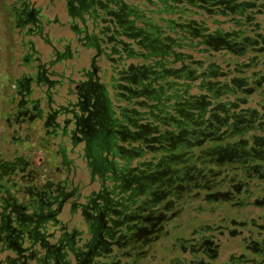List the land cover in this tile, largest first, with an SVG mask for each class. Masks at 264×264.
I'll list each match as a JSON object with an SVG mask.
<instances>
[{
    "label": "trees",
    "instance_id": "1",
    "mask_svg": "<svg viewBox=\"0 0 264 264\" xmlns=\"http://www.w3.org/2000/svg\"><path fill=\"white\" fill-rule=\"evenodd\" d=\"M110 1L112 4L108 6L112 8L106 12L101 10L97 21L91 17L95 22L94 35H101L102 54L96 61L105 65L97 66L96 70L100 75V68L110 70L112 103L109 100V108L116 124L114 128L119 130L124 126L135 136L126 139L116 136L114 141L133 149L142 140L138 134L152 139L151 149L125 159L116 155L117 163L127 168L152 163L154 169L157 168L153 164H157L158 169L180 171L176 176L181 178L187 169L213 168L224 170L228 174L226 179L248 181L249 186L253 185L251 182H264L250 169V165L258 162L257 157H248L247 171L242 163L218 161L219 156L214 152L241 137L264 138V123L260 126L257 120L244 132L234 128L237 120L234 115L242 109L260 110L264 106V44L257 39L264 28V0ZM260 8L263 13L256 14ZM111 12L118 15L119 23L113 16L110 23L108 13ZM256 16H263V20L257 21ZM107 36L112 40L108 41ZM156 138L162 147H157ZM189 174L194 175L193 171ZM105 176H110V172ZM221 177L223 174L212 188L202 182L194 187L185 179L189 190L172 209L178 210L188 200H200L208 206L223 204V200L203 201L210 191L226 190L228 183ZM102 184L107 195L112 193V176ZM70 191L68 201H73V185ZM233 195L242 202L241 208L255 197L252 188L241 194L234 191ZM113 196L115 200L120 198ZM3 203H0V213H7ZM127 203L126 210L120 205L122 214L142 205L140 201L136 205ZM109 207L112 209V205ZM145 212L148 210H141L139 214ZM109 226H112L110 222ZM79 230L74 227L68 233L72 236ZM34 251L38 262L33 260L31 264H38L44 258ZM9 255L13 256L12 250L1 251L0 262L6 263Z\"/></svg>",
    "mask_w": 264,
    "mask_h": 264
},
{
    "label": "flooded vegetation",
    "instance_id": "2",
    "mask_svg": "<svg viewBox=\"0 0 264 264\" xmlns=\"http://www.w3.org/2000/svg\"><path fill=\"white\" fill-rule=\"evenodd\" d=\"M79 3L82 8L85 7L86 13L92 18H96L99 15L98 13H102L101 10L105 11L112 8V6H108L109 4H103L98 0H81ZM258 11L256 14L263 13L262 8ZM14 21L18 26H27L26 32L28 34L40 35L41 26L35 17V12L28 9L27 6H22L19 11L15 10ZM263 30L257 35V39L264 44ZM100 36H95L93 33L92 36L85 37L86 42L84 43L93 45L95 48L96 57L92 59L93 62L96 61L98 55L102 54ZM107 39L110 41L112 37L107 36ZM29 56L25 54L24 60L26 62L29 60ZM35 61L37 62L36 59ZM32 68L35 69L34 76L23 74L20 78H15L14 94L10 96L15 105L13 111L6 114V120L9 123L12 120L14 121L16 126L14 132L21 130L23 124L28 127L34 121L42 122L44 135L42 138L45 143L47 139H52L59 132V126L54 122V116L59 113V109L55 111L48 110L50 108V98L46 99L45 105H41L43 96H38V99L30 97L32 93L31 83L42 86L44 81L41 67L34 65ZM38 90L40 92V89ZM82 95H84L85 100L80 103L84 110L81 126L78 130L72 131L70 139L73 143H76L77 140L86 142V158H89L86 161V166L90 173L97 171L102 181L112 176V226H108L105 212L93 218L90 216L89 211L84 212L83 220L86 224L85 227L88 228V236L84 247L74 251V255L68 251L66 253L63 249L64 246L54 247L52 250L55 257L53 261L43 259L38 264H154L158 261L157 264H160L157 253L158 247L167 250L166 255L169 259L167 264H264V182H251L253 185L249 186L248 181H235L234 177L228 180L226 179L228 174L224 170L215 171L213 168L206 170L187 169L181 178L176 176V173H180V171L167 167L158 169L159 165L157 164H153L157 169L152 167V163L140 165L143 168L140 166L127 168L119 165L117 163L119 160L115 158L116 155L125 159L132 154H139L146 149H151L152 139L138 134L142 140L136 148L128 149L117 145L114 141L116 136L121 139L135 138V136L130 134L124 126H120L119 130L114 128L116 124L110 112L109 100L104 96L102 86L89 79L79 89L78 97ZM260 108L262 110L245 108L242 109L240 114L234 115V117L237 116L234 128L244 132L252 128L256 120L258 125L261 126L264 123V106ZM142 130H144V127H142ZM78 134L81 135L80 138H78ZM154 141L157 142V147H162L159 138ZM214 152L219 156L218 161L228 160L229 162L242 163L244 164L242 167L246 168L247 171L249 170L248 157H257L258 162L250 165V169L256 173L259 179L264 181V138H256L253 135L241 137L238 141L232 142L231 145L227 143L225 147L216 148ZM110 156L111 160L109 159ZM163 161L164 159L161 160V162ZM121 163L127 162L121 161ZM29 165V163L22 162L18 158L9 161L0 159V203H11L14 199L10 194V191H16L13 187L14 178L29 181L38 174L35 167L27 172ZM107 171L110 172V176L106 177ZM192 171L194 175L189 174ZM222 174V180L228 183L226 190L210 191L205 195L203 201L223 200V204H227L229 208H241L240 204L242 202L239 198H235L234 191L241 194L252 188L255 197L248 202L250 204L246 207L258 208V215L241 217L238 212H235L232 216L228 213H219L212 222L201 221L200 223H198L200 221L198 215H194L188 218L189 222L176 224L175 221L172 223L177 217L182 216L184 211H187L189 215L190 211L197 209L193 205V200L183 201L178 210L172 209L178 205L182 194L189 190L185 179L193 183L194 187L199 186L198 183L202 182L205 187L212 188L217 185V178ZM66 176L65 174L64 179L67 178ZM90 177H92V174ZM7 186L8 189H6ZM150 188L153 189L147 191ZM74 191H76V188L73 186V201L81 194L80 190L77 194ZM2 192L5 194H2ZM25 192L27 195L31 194L34 197L37 195V192L31 188H27ZM101 195L103 197L107 196L105 188L102 189L99 197ZM113 195L120 196L119 200H115ZM198 195L195 194V196ZM136 201L142 202V205L136 207L135 211L132 210L127 214H122L121 206L126 210L128 209L126 208L127 202L136 205ZM74 205L75 208H78L76 203ZM198 206L200 209L201 205ZM207 207L209 209L203 211L210 214H213L217 208L214 205ZM145 209L148 212L139 214L141 210ZM118 215L121 216L118 217ZM193 218H195L194 224H192ZM184 224L186 225L184 226ZM170 226L176 229L175 237L162 243V240L170 237ZM82 227L81 231L75 232L70 237L73 242L75 239L83 238L84 225ZM187 230L189 231L187 232ZM20 237V232L14 228L11 229L10 226H7L6 231L2 232L0 230V246L2 245L0 252L12 250L13 253V256L9 255L6 258V263L31 264L33 260L38 262L33 249L27 250L21 246ZM235 240L236 242H234ZM230 241L234 242L232 244L240 252H226ZM225 253L226 256L222 259ZM6 263L0 262V264Z\"/></svg>",
    "mask_w": 264,
    "mask_h": 264
},
{
    "label": "crops",
    "instance_id": "3",
    "mask_svg": "<svg viewBox=\"0 0 264 264\" xmlns=\"http://www.w3.org/2000/svg\"><path fill=\"white\" fill-rule=\"evenodd\" d=\"M79 1L81 0H67L69 20L68 25L63 28L74 33L73 40L71 37L65 39L59 37L55 44L52 43L49 45L52 54L50 59L44 61V59L39 56L36 58L37 62L35 66L41 67L44 81L42 86L31 83L30 88L32 89V93L30 97L32 99H38V96H43L41 105H45L46 99L50 98L49 111L57 110L60 104L62 105L65 103V99L75 101L78 97L79 89L83 84L88 82L89 79L96 80L97 70L95 71V68L103 64H101L99 60L95 62L92 61V59L96 57L95 49L93 45L84 43L86 42L85 37L92 35L94 28L91 16L86 13L85 7H81ZM98 1L103 4L111 2L110 0ZM61 40L64 42H62V46H58L57 44ZM77 46H80V49H76ZM26 74L34 76L35 73L28 72ZM98 75H100L99 72ZM38 89H40V92ZM41 124L42 122L39 121L31 123V125L37 128L41 127L42 129ZM21 127V130H25L27 125L23 124ZM73 127L74 126H70L69 129ZM25 134L26 135L23 136L20 141L16 142V146L13 147L11 159L18 158L22 160V162L27 163L31 161L32 165H29L27 172L31 171L34 167L38 171V167H41L45 173L40 172L51 181H55L57 177H65L66 174L68 180L76 188V191H74L75 194H77L79 190L80 193L83 194H90L91 192L97 194L102 191L103 184L99 173L97 171L90 173V170L86 166V161H88L89 158H86L85 141L77 140L76 143H73L70 136H64L57 139H47V143L41 144L39 141L40 138H42V133H38L36 137L34 136L32 139L27 135V132H25ZM80 136L81 135L78 134V138H80ZM109 159H112L111 156ZM2 160L9 161L3 158ZM79 170H85L87 178L86 184H83V179L79 177L83 175L78 174ZM91 174L92 177H90ZM85 187L87 191H84ZM66 215L65 213L60 215L59 219L63 220L62 217ZM67 218L64 217V220L66 221ZM73 228L74 227L69 226L68 230L71 232Z\"/></svg>",
    "mask_w": 264,
    "mask_h": 264
},
{
    "label": "water",
    "instance_id": "4",
    "mask_svg": "<svg viewBox=\"0 0 264 264\" xmlns=\"http://www.w3.org/2000/svg\"><path fill=\"white\" fill-rule=\"evenodd\" d=\"M112 16L119 23L118 15L112 14V12L108 13L110 23L112 24ZM103 22H106V19H103ZM94 25L95 22H93L95 31ZM100 71L101 75H98L97 72L95 81L102 86L104 96L112 103L110 70L108 67H104L100 68ZM84 100L85 97L82 95L77 97L75 101L65 99V103L60 104L58 107L59 113L54 116V122L59 126V132L54 135V139L64 136L69 137L72 135V131L78 130L84 114L80 103ZM70 126H74V129H69ZM29 164L32 165V162L30 161ZM64 178L61 176L55 181H51L40 171L29 181H21L19 178H14L13 187L16 191H10L14 199H12L11 203L4 202L2 206L3 209L7 210V213H0V230L2 232L6 231L7 226H10L11 229H16L20 232L21 246H26L24 248L27 250H36L40 254L39 257H43L46 260L55 258L52 252L54 247L64 246L65 252L67 253L68 251L73 255L74 251L84 247L88 236V228L85 227L86 224L83 220L84 212L91 211L93 217L105 212L104 215L108 219V224L110 222L112 225V217L110 216L112 209L109 207L112 205V193L106 197H99L94 192L90 194L81 193L75 201H68L72 183L67 178ZM27 188L34 189L37 195L35 197L31 194L27 195L25 192ZM74 202L80 212L77 208L74 211ZM64 213L69 216L66 222L59 219V216ZM107 213H109V216L106 215ZM74 221L76 224L75 228L84 225V229L82 231L83 238L73 242L72 238L70 239L72 236L68 233L67 225Z\"/></svg>",
    "mask_w": 264,
    "mask_h": 264
},
{
    "label": "rangeland",
    "instance_id": "5",
    "mask_svg": "<svg viewBox=\"0 0 264 264\" xmlns=\"http://www.w3.org/2000/svg\"><path fill=\"white\" fill-rule=\"evenodd\" d=\"M22 5L27 6L28 9H31L35 12V17L38 19L39 25L41 26L40 35L27 33V26H18L14 21V11H19L22 8ZM68 5L67 0H0V159L2 160H11L13 147L16 146V142L20 141L23 136H25V132L27 135L31 137V139L39 133L43 134V130L41 127L37 128L33 125L28 126L25 130H20L14 132L16 126L14 125V121L11 123L7 122L6 117L7 113L12 112L13 104L10 96L14 94V80L15 78H20L23 74L26 73H34L35 69L32 68L36 61L35 59L41 57L44 61H47L51 58V50L49 49V45L58 41L59 37L65 39L71 37L72 40L74 38V33L70 32L68 29H64V26L68 25ZM257 21H262L263 16H256ZM62 42L59 41L58 46H62ZM76 43V42H75ZM76 49H80V46H77ZM37 52V53H35ZM25 54L30 55L29 60L26 62L24 60ZM87 55V54H86ZM102 64V63H101ZM102 66H105L104 63ZM31 68V69H30ZM65 101V100H64ZM22 129V128H21ZM41 134V135H42ZM22 135V136H20ZM44 135H42L43 137ZM45 140L40 138L39 143H44ZM47 142V141H46ZM35 159V158H34ZM46 164V163H45ZM80 168V167H79ZM38 171L44 172L41 167H38ZM52 169V168H51ZM78 174L83 179V184L87 183L86 172L78 171ZM59 177L55 178L58 179ZM87 187V186H86ZM86 187L84 191H87ZM194 207L197 209L195 211H190L188 215L187 211H184L182 216L177 217L172 223L176 221V224L180 222H189V217H193L194 215H198L199 217L198 223L201 221L212 222L216 215L228 213L230 216L234 215L235 212L239 213L241 217H253L259 214V209L256 207H244L232 209L229 208L227 204H216L214 207L216 208L213 214H210L205 209H209L208 205L203 204L200 200L193 201ZM201 208L199 209V206ZM223 208V210H222ZM66 214V213H65ZM66 221L69 219V216ZM64 217H62L63 221ZM78 219V217H76ZM188 219V220H187ZM65 221V222H66ZM195 223V218H193V223ZM190 224L191 226H193ZM186 224H184L185 226ZM69 226L75 227V221ZM79 229L83 227L78 226ZM186 228V227H185ZM171 232L170 237L166 240H162L161 242L169 241L171 238H174L176 234V229L170 226ZM189 230H187L188 232ZM86 237V236H85ZM225 240V239H223ZM236 242V240L234 241ZM234 242H229L228 250L229 251H237L240 250L235 247ZM160 243V242H159ZM171 243V242H169ZM169 243H167L169 245ZM165 248L158 247V258L160 260V264H167L169 259L166 255ZM226 253L222 256L224 259ZM158 260V259H157ZM155 262L154 264H157Z\"/></svg>",
    "mask_w": 264,
    "mask_h": 264
}]
</instances>
